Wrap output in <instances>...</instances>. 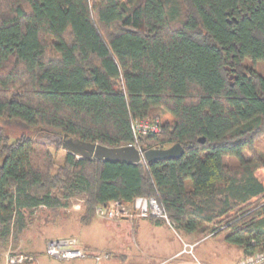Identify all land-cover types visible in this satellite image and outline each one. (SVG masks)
<instances>
[{"label": "trees", "instance_id": "1", "mask_svg": "<svg viewBox=\"0 0 264 264\" xmlns=\"http://www.w3.org/2000/svg\"><path fill=\"white\" fill-rule=\"evenodd\" d=\"M261 62L264 0H0V247L17 246L43 208L79 202L90 225L100 205L154 196L184 235L229 228L244 256L261 252ZM142 118L162 122L142 147L180 143L182 155L130 163L66 151L58 162L3 125L118 147Z\"/></svg>", "mask_w": 264, "mask_h": 264}, {"label": "rangeland", "instance_id": "2", "mask_svg": "<svg viewBox=\"0 0 264 264\" xmlns=\"http://www.w3.org/2000/svg\"><path fill=\"white\" fill-rule=\"evenodd\" d=\"M258 68L260 72L264 74V62L258 64ZM233 77V74H231ZM167 118H171L170 115H166ZM3 125L7 129L8 133L12 138L18 137L22 133H28L30 136L35 138H41L40 129L38 127L33 128L32 126L26 125L24 123L13 121V120H5ZM258 147L260 150L264 152V136L258 141ZM51 151L56 155V159L60 162L64 155L66 154V150L63 148L50 147ZM259 177L264 181V170L258 171ZM83 209H78V203L73 204L68 208H61L58 210H50V209H40L37 210L34 217L33 223L34 225H43L46 226V231L48 234L63 237L69 234H75L81 243L91 241L96 247H98V251H108L111 254V257L101 261L99 264H130L128 263L130 258L127 256L125 259L120 258L117 255V249L113 248V238L117 237L116 229L114 230L113 219H107L105 217L97 216L94 220V223L90 226L79 225L77 228L74 226L70 227L65 223L66 217L74 216L76 213H82ZM53 218L57 219L56 224H52ZM47 221V222H46ZM61 221V222H59ZM50 222V223H49ZM49 223V224H47ZM171 233H167L168 237H172L174 240L175 246H178L177 243H181V240H185L188 242L195 243V256L196 259L199 260L202 264H239L244 258V253L241 248L237 245L232 244L226 240V236L228 235L229 228L224 231L216 234L209 235L205 238L193 237L184 235L180 230H177L175 227L171 228ZM76 231V232H74ZM194 241V242H193ZM0 247V252L3 249L4 255L9 252H13L15 249L13 247ZM44 254H41L42 256ZM44 257V258H43ZM43 258V260H42ZM40 260V264H68L70 261H63L56 258H47L46 256H42ZM179 258V257H178ZM177 258V259H178ZM180 258H184L186 261H190L191 264H197V260L191 255H182ZM92 260L86 261L85 259H75L72 261L75 262H83L86 261L89 264H95L93 258ZM169 260L167 263L160 264H178V261ZM36 262V261H35ZM34 262V263H35ZM159 262H153L152 264H158ZM0 264L4 263V258L1 259ZM8 264V261L7 263ZM33 264V263H29Z\"/></svg>", "mask_w": 264, "mask_h": 264}, {"label": "crops", "instance_id": "3", "mask_svg": "<svg viewBox=\"0 0 264 264\" xmlns=\"http://www.w3.org/2000/svg\"><path fill=\"white\" fill-rule=\"evenodd\" d=\"M78 209H83L81 203L78 202ZM98 216V215H97ZM96 216V217H97ZM95 217V218H96ZM102 217V216H99ZM103 218V217H102ZM95 220V219H94ZM47 222V221H46ZM52 224H56L57 219L53 218L51 221ZM61 222V221H59ZM50 223V222H49ZM47 223V224H49ZM65 223L72 227L74 226L79 228V225H84L80 221L79 213L66 217ZM94 221L90 224L92 225ZM86 225V226H90ZM48 226V225H46ZM46 226L34 225L33 220L29 227L24 231L20 242L17 246L7 245L13 247L14 251L19 252H28L34 253L37 256V260L33 264H40L42 256L47 258H53L46 253V245L49 240L58 239L61 237H55L50 235L46 231ZM113 228L116 231L117 237L113 238V248L117 249V255L120 258L125 259L127 256L130 258V264H152L153 262L167 263L169 260L177 259L176 255L182 249V240L181 243H177L178 246H175L174 240L172 237H168L167 233H171L170 227L165 223H156L151 219H135L131 220L128 218L113 219ZM76 232V231H74ZM75 236V234H69L64 237ZM78 238V237H77ZM80 241V240H79ZM81 242V241H80ZM84 246L89 247L90 249L98 251L97 245L91 241L81 243ZM3 249L0 252V261L4 258V263H7L6 254L4 255ZM41 254H44L40 256ZM44 258V257H43ZM42 258V260H43ZM92 257L84 258L86 261H90ZM54 259V258H53ZM75 260V259H72ZM72 260H63L70 261L68 264H89L86 261L75 262ZM178 264H191L190 261L184 260V258L177 259ZM176 264V262H174Z\"/></svg>", "mask_w": 264, "mask_h": 264}, {"label": "built area", "instance_id": "4", "mask_svg": "<svg viewBox=\"0 0 264 264\" xmlns=\"http://www.w3.org/2000/svg\"><path fill=\"white\" fill-rule=\"evenodd\" d=\"M132 131L134 139L125 146L141 148V137L144 135L160 133L162 131V122L159 119H136L132 122ZM96 214L107 219H162L169 227L174 228V224L170 220L166 209L154 196H138L135 198L132 206H127L122 201L115 200L110 203L109 206H98ZM194 249L195 243L182 240V249L176 257L188 254L196 259ZM46 253L59 260L92 257L95 264H99L101 261L111 257V254L108 251H96L82 245L79 239L75 236L49 240L46 245ZM36 260L37 256L34 253L11 251L7 254L8 264H29L34 263ZM197 264L202 263L197 260ZM239 264H264V249L257 254L245 256Z\"/></svg>", "mask_w": 264, "mask_h": 264}, {"label": "water", "instance_id": "5", "mask_svg": "<svg viewBox=\"0 0 264 264\" xmlns=\"http://www.w3.org/2000/svg\"><path fill=\"white\" fill-rule=\"evenodd\" d=\"M232 78V76H231ZM205 142V138H200ZM41 142L45 145L63 148L78 156L97 160L126 161L139 163L144 159L148 162L174 159L182 155L184 148L180 143L160 148H136L131 146H107L70 136L55 128L46 129Z\"/></svg>", "mask_w": 264, "mask_h": 264}, {"label": "bare ground", "instance_id": "6", "mask_svg": "<svg viewBox=\"0 0 264 264\" xmlns=\"http://www.w3.org/2000/svg\"><path fill=\"white\" fill-rule=\"evenodd\" d=\"M40 130H41V131H40L41 138H38L39 141H41V140L43 139V135H44L45 132H46V129H45V128H41ZM141 162H142V161H141Z\"/></svg>", "mask_w": 264, "mask_h": 264}]
</instances>
